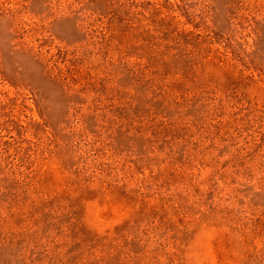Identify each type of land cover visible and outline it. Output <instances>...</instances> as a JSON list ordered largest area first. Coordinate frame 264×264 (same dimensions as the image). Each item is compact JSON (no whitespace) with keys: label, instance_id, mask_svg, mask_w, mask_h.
I'll return each mask as SVG.
<instances>
[{"label":"rangeland","instance_id":"1","mask_svg":"<svg viewBox=\"0 0 264 264\" xmlns=\"http://www.w3.org/2000/svg\"><path fill=\"white\" fill-rule=\"evenodd\" d=\"M0 264H264V0H0Z\"/></svg>","mask_w":264,"mask_h":264}]
</instances>
